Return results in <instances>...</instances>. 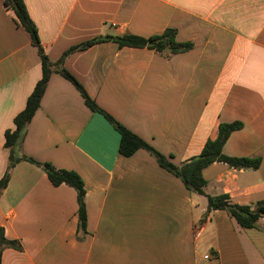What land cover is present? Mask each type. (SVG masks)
<instances>
[{
    "label": "crops",
    "instance_id": "crops-1",
    "mask_svg": "<svg viewBox=\"0 0 264 264\" xmlns=\"http://www.w3.org/2000/svg\"><path fill=\"white\" fill-rule=\"evenodd\" d=\"M0 0V181L6 133L42 78L28 32ZM44 53L60 62L99 38L149 39L167 29L193 49L171 58L113 41L75 51L62 66L120 125L173 163L198 156L220 124L242 123L224 154L259 159L258 169L214 163L206 194L234 204L264 202V0H24ZM120 134L75 85L53 73L18 155L76 172L86 190L79 233L76 191L53 186L22 161L0 199V227L21 250L2 264H264V214L241 228L208 209L147 151L120 154ZM208 257V258H207Z\"/></svg>",
    "mask_w": 264,
    "mask_h": 264
},
{
    "label": "trees",
    "instance_id": "trees-1",
    "mask_svg": "<svg viewBox=\"0 0 264 264\" xmlns=\"http://www.w3.org/2000/svg\"><path fill=\"white\" fill-rule=\"evenodd\" d=\"M4 6L7 11L13 12L19 26L23 27L31 37L32 43L37 47L42 61V78L35 86L32 94L27 100L26 107L14 120L15 129L6 133V148L10 150L9 165L7 171L0 181V199L8 187L11 174L14 168L22 161H28L41 168L55 187L62 185L73 188L77 193L79 233H86L87 230V209L85 203L86 190L82 178L74 171L57 169L49 163H39L26 156L18 155L22 141L26 134V129L41 105V100L45 94L47 85L53 73H59L70 81L81 93L86 105L93 111L101 113L112 124L114 129L120 134L119 152L125 157L133 156L139 150L147 151L158 164L180 179L192 192L208 199V209L226 211L241 228H253L259 218L264 214V202L251 204H234L227 196L212 197L206 194L207 181L203 176V171L214 163H224L234 169H258L261 161L259 159H241L229 157L224 154L225 144L235 131L241 130L242 123L220 124L219 135L215 140H209L202 152L181 164H175L171 157H167L154 149L151 145L141 139L138 135L129 131L110 115L101 110L97 104L89 97L83 86L62 66L65 57L75 51L88 49L95 44L113 41L120 48H148L157 54L171 58L177 54H183L193 49L192 43H179L177 41V31L167 29L162 35L145 39L133 35H126L120 38H99L87 43L78 45L65 53L63 59L58 63L49 60L41 46L38 29L30 18L24 0H5ZM12 248L21 250L18 241L9 240L5 236V231L0 227V264L5 249Z\"/></svg>",
    "mask_w": 264,
    "mask_h": 264
},
{
    "label": "built area",
    "instance_id": "built-area-1",
    "mask_svg": "<svg viewBox=\"0 0 264 264\" xmlns=\"http://www.w3.org/2000/svg\"><path fill=\"white\" fill-rule=\"evenodd\" d=\"M208 258V257H207Z\"/></svg>",
    "mask_w": 264,
    "mask_h": 264
}]
</instances>
